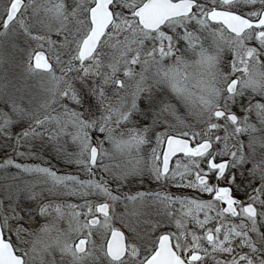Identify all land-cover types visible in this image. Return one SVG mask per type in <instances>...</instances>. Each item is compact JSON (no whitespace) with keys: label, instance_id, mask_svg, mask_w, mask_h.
<instances>
[{"label":"snow or ice","instance_id":"snow-or-ice-1","mask_svg":"<svg viewBox=\"0 0 264 264\" xmlns=\"http://www.w3.org/2000/svg\"><path fill=\"white\" fill-rule=\"evenodd\" d=\"M0 264H264V0H0Z\"/></svg>","mask_w":264,"mask_h":264},{"label":"rangeland","instance_id":"rangeland-1","mask_svg":"<svg viewBox=\"0 0 264 264\" xmlns=\"http://www.w3.org/2000/svg\"><path fill=\"white\" fill-rule=\"evenodd\" d=\"M52 163L56 165V161L53 160ZM56 167H60V165H56Z\"/></svg>","mask_w":264,"mask_h":264}]
</instances>
